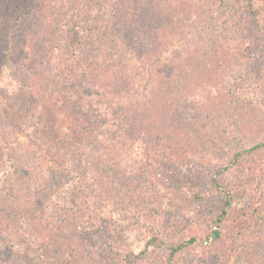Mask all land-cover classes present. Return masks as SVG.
Returning a JSON list of instances; mask_svg holds the SVG:
<instances>
[{
	"label": "rangeland",
	"instance_id": "rangeland-1",
	"mask_svg": "<svg viewBox=\"0 0 264 264\" xmlns=\"http://www.w3.org/2000/svg\"><path fill=\"white\" fill-rule=\"evenodd\" d=\"M150 2L153 3V0ZM207 2L205 5L202 2L198 4L201 8L210 7L209 10H214L215 20L210 24L200 23L193 35L187 38L180 37L176 27L183 23V11L174 23L167 20L168 17L162 21L159 16L161 27L151 30L152 38H157L160 46L154 58L165 63L188 57L190 52L185 53V44L189 42L192 51L194 47L196 51L199 42L195 34L199 33L211 44L223 36H234L227 45L230 48L234 46L236 19L232 7L216 8L213 0ZM65 3L66 0H0V42L7 39L5 27L12 26L15 19L25 29H34L50 21L64 23L68 18L63 8ZM147 7L146 0H137L131 5L134 14L132 25L142 35L145 34L148 18H151L146 15ZM138 11L140 14H136ZM142 11L145 13L142 14ZM56 12H60V15L57 13L59 16L54 19ZM234 15L238 18L240 10L237 9ZM153 17H157V14L153 13ZM223 19L220 24L219 20ZM94 46L92 42L88 47L93 55L89 57L94 61L102 59L106 70L115 72V68L119 73L124 71L134 77V81L123 88L109 89L107 92L111 94L101 97V101L91 105V110L85 108L101 120L108 104H113L112 117L117 115L116 125L118 116L132 120L140 114L147 115V111L152 112L149 114L152 118L143 121V130L152 142L159 144L161 153H156L153 161L146 162L139 153L140 145L135 144L124 151L126 159H114L113 171L117 179L110 187L112 191L108 196L111 200L106 205L99 199V188L88 180L80 183L73 192L72 186L67 185L68 178L58 175L57 179L63 181V189L61 192L54 191L53 170L56 168L48 160H42L38 152L31 160L22 158L23 152L29 148L27 138L23 134H19L17 140L10 136L0 115V200L5 198V203L0 205V219L6 223L4 226L9 224L8 230L22 244L20 259L5 264H169V248L178 243H184L185 246L170 264H264V151L243 155L237 166L221 175L219 181L222 185L242 197L240 201H234L231 222L220 228L222 239L218 241L212 236L216 216L211 205L214 196L207 195L215 172L230 162L237 148L247 143L253 144V141L264 137V130L261 129L263 133L253 134L254 140L251 141L242 129L246 119L239 121V117L242 119L244 114L249 113L250 117L256 118V114L264 110V97L261 108H244L246 97L252 102L264 96V61L254 69L248 65H244V68L238 65L234 71L236 73L230 76L228 89L239 94L236 99L238 109L232 114L236 125L231 129L237 131L231 137L227 126H209V121L214 118L204 111L198 112V107H201L199 103L192 101L191 104H184L178 97L180 99L175 113L165 107L158 92L150 95V86L153 85L144 82L147 79V64L151 62L145 59V64L138 58L144 56L140 53L145 51L144 48L123 52L121 60L126 65L120 69L119 66H111L112 63L107 60L111 57H106L102 46ZM3 50L0 44V53ZM252 60L246 59V63L255 66ZM178 68L179 64L176 72L182 81L176 84L178 89L167 83L164 93L170 90L176 96L183 95L187 72L185 65ZM200 73L197 70L192 74L201 76ZM85 89L80 85L77 92L88 93ZM97 104L100 105L99 109L95 108ZM248 109L250 112H247ZM23 123L29 127L33 124ZM108 130L112 137L104 138V134L100 141L105 140L110 145L113 143L115 147L125 144L120 139V128L109 125ZM250 131L254 132L251 128ZM112 139L117 141L116 145ZM171 142L175 143L172 145ZM5 143H10L16 151L10 153L4 149ZM82 151L94 156L91 149L82 148ZM103 154L107 155L108 152ZM119 154L116 149L110 150L112 157ZM22 162L26 165H22ZM82 167L86 169V164ZM180 180H185V185ZM23 182L30 186L28 195L25 193L27 188L21 187ZM35 189L39 190L37 195L41 197L40 202H35L36 197L31 194ZM18 206L22 214L20 218L15 215ZM37 217L41 219L40 224L36 221ZM151 237L153 245L147 247ZM190 238L195 240L193 244L186 243Z\"/></svg>",
	"mask_w": 264,
	"mask_h": 264
},
{
	"label": "trees",
	"instance_id": "trees-1",
	"mask_svg": "<svg viewBox=\"0 0 264 264\" xmlns=\"http://www.w3.org/2000/svg\"><path fill=\"white\" fill-rule=\"evenodd\" d=\"M204 1L153 0L151 3L149 0L148 3L146 0V6H148L146 15L148 14L151 18L147 20L144 35L136 31L132 25L134 14L131 5L137 3V0H66L63 8L68 18L64 23L50 21L47 22L48 24L36 26L34 29L33 27L25 29L24 26H19L18 19H15L12 26L5 27L8 36L7 39L0 42L4 48L0 53V115L3 126L14 139L17 140L19 134H23L27 138L29 148L23 152L22 158L31 160L38 152L42 160H48V163L57 169L53 170L54 191L61 192L63 189V181L57 179L58 175L68 178L67 185L72 186L73 192L80 183L88 180L99 188L100 201L106 202L105 204L108 205L111 200V197L108 196L112 191L110 187L117 179V174L113 171L114 162L117 158L126 159L123 156L124 151L138 144L140 145L139 153L146 162L153 161L154 155L161 153L159 144L152 142L143 130L144 122L152 118L149 116L152 112L147 111V115L143 113L133 117L132 120L124 118L125 116H118L117 125V115L112 117L113 104H108L109 107L106 109L108 112L105 110L101 120H98L95 114L93 116V113L88 112L91 110V105L101 101V97L104 98L106 94H111L107 92L109 89L123 88L127 83L134 81V77L124 71L119 73L115 68V72L106 70L102 59L94 61L92 57H89L92 54L88 47L92 42L95 43V46L103 47L106 57H111L107 60L112 63V67L113 65L119 66L120 69L121 66L126 65L121 60L123 52H134L132 50L137 47L144 48L145 51L140 52L144 56L140 55L138 58L145 64H147L145 59L151 62L147 64V79L144 82L153 85V87L150 86L152 91L150 95L155 91L158 92L162 101L165 102L166 106H164L175 113L180 99L178 97H181L184 104H191L192 101L199 103L201 107H198V112L204 111L206 115L214 118L209 121V126L217 127L218 125L223 128L227 126L231 132L230 136L233 137L234 131L237 129L231 130L236 125L232 114L238 109L236 99L239 94L228 89V81L231 74L236 73L234 71L237 70L238 65L242 66L241 68L248 65L254 69L256 66L262 65V61H264V0H213L212 3L216 8H224L229 5L234 13L237 9L241 12L238 18L233 13V17L236 19L235 34L238 37L235 35L236 42L232 48L227 45L229 39H234V36H223L211 44L199 33L195 34L196 40L199 42L196 51H194L195 47L192 51L189 42L185 44L187 49L185 53L190 52L188 57L181 60L173 59L165 63L154 58L155 54L159 53L160 46L158 39L152 38L151 30L160 28L161 19L163 21L164 17H168L166 19L172 20L174 23L179 17L178 15L181 14L180 12L183 11L182 14L185 15L183 23L176 27L180 31V37L185 38L193 35V31L198 29L200 23L210 24L215 20L214 10H209L210 7L201 8L198 4L199 2L204 5L208 3V0ZM57 13L60 15V12H56L54 19L59 16ZM153 13L157 14V17H153ZM136 14H140L139 11ZM223 21L224 19L219 20V23L222 24ZM143 23L141 27H143ZM165 34L164 31V37ZM246 59H253L252 63L255 66L249 62L246 63ZM178 64L179 68L185 65V72H187L186 84L182 89L183 95L176 96V93L172 94L170 90L164 93L167 83L175 87L182 81L176 72ZM197 70L201 72V76L192 74ZM80 85H83L88 93L82 92L80 95L77 92ZM176 89H178L177 86ZM263 97L259 96L258 100L254 99L252 102L246 97L244 108H261ZM98 107L100 105L97 104L95 108ZM247 112L250 110L248 109ZM242 116V119L241 116L239 117V121L246 119L242 124V129L251 141L254 140L253 134L263 133L264 110H260L256 114V118L250 117L249 113ZM22 121L33 124L29 127ZM109 125L120 128V139L125 144L116 145L117 141L112 139L115 147L113 143L111 146L105 140L100 141L103 139L100 137L104 134V138L112 137L108 130ZM250 128L254 132H251ZM101 132H103L102 135H100ZM171 143L173 145L175 142ZM4 145H6L4 149L9 150L10 153L16 151L11 148L10 143ZM105 145L109 148H103ZM82 148L93 150L94 156L92 157L89 152L88 154L83 153ZM110 148L116 149L117 153H120L117 155L118 157L110 155ZM262 151H264V137L253 141V144L251 142L237 148L230 162L224 168L220 167L211 179L212 185L208 187L207 195L214 196L211 205L216 213L213 221L215 229L212 232L215 241L222 239L220 228L229 225L233 211L231 207L234 201H240L242 197L238 192L222 185L219 181L221 175L224 171L237 166L243 155ZM105 152L108 154L104 155ZM83 164H86V169L82 167ZM22 165L26 164L22 162ZM25 169L27 172V166ZM26 178L27 176L24 174V179ZM180 181L185 185V180ZM56 186L58 187L56 188ZM21 187L27 188L25 193L28 195L30 186L23 182ZM38 191L35 189L31 193L36 197L35 202L41 201V197L37 195ZM20 192L22 191L20 190ZM3 199L5 200L3 197L0 200L1 206L4 202ZM15 215L17 218L22 215L19 206ZM36 221L40 224V217H37ZM4 224H6L4 220L0 219L1 264L19 260L22 256L21 240L13 237V233L8 230L9 224L7 226ZM10 225L13 224L10 223ZM152 239L151 237L147 241V247L153 245ZM194 242L193 238L186 241L187 244ZM184 246V243H178L169 248V264Z\"/></svg>",
	"mask_w": 264,
	"mask_h": 264
}]
</instances>
